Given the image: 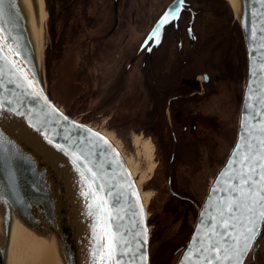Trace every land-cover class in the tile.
Returning <instances> with one entry per match:
<instances>
[{"label": "water", "instance_id": "water-1", "mask_svg": "<svg viewBox=\"0 0 264 264\" xmlns=\"http://www.w3.org/2000/svg\"><path fill=\"white\" fill-rule=\"evenodd\" d=\"M0 8V264H6L12 214L32 226L25 207L32 199L42 206L46 223L36 230L46 237L51 234L48 242L54 244L59 264H100L99 250L108 243L101 234L109 227L118 237L119 264H150L148 211L138 176L108 134L71 116L50 96L26 0H3ZM233 11L247 60L237 136L175 264H232L224 259V250L234 258L233 237L243 233L250 214L243 208L237 211L234 204L229 213L227 205L241 200L236 189L242 170L248 172L246 155L251 157L247 164L256 166L252 177L257 183L252 187L259 190L264 155V0H239ZM52 163L62 183L56 182ZM255 211L258 215V206ZM225 221L227 229L222 226ZM263 224H258L243 264L254 252ZM213 246L220 250H211Z\"/></svg>", "mask_w": 264, "mask_h": 264}, {"label": "flooded vegetation", "instance_id": "flooded-vegetation-1", "mask_svg": "<svg viewBox=\"0 0 264 264\" xmlns=\"http://www.w3.org/2000/svg\"><path fill=\"white\" fill-rule=\"evenodd\" d=\"M56 2L63 6L67 0ZM68 2L66 21L72 13L82 18L76 33L67 27L68 35H85L83 53L97 66L103 60L115 64L113 74L91 82L84 63L77 106L90 98L103 108L93 116L97 123L135 127L140 142L150 141L156 161L142 186L157 205L148 219L150 264H171L237 136L247 74L241 27L225 0H185L179 18L169 23L164 18L173 0H111V23L92 12L99 10L95 0H77L74 10V1ZM245 264H264V224Z\"/></svg>", "mask_w": 264, "mask_h": 264}, {"label": "rangeland", "instance_id": "rangeland-1", "mask_svg": "<svg viewBox=\"0 0 264 264\" xmlns=\"http://www.w3.org/2000/svg\"><path fill=\"white\" fill-rule=\"evenodd\" d=\"M44 1L45 8L47 10V17L45 20V29L43 30L44 36L42 43L43 71L46 88L50 96L71 116L103 132L113 134L118 142H116L115 139L114 141L119 144L121 147L120 149L125 157L129 160L132 158L134 163L136 165L138 164L140 169H142L141 171H144L146 179H148L153 173L152 170H149L150 164L153 162V165L155 166L156 160L153 159V156L148 157V155L145 154L143 149L144 141H141L139 145L133 144L134 137H138L137 134V136L134 134V130L136 131L135 127L128 128L124 126L125 128H123L122 126L116 125L108 126L106 123L103 124L102 122L97 123L95 120H93V116L99 113L98 108L101 106H97L98 102H92L90 98L87 100L86 104L84 102L83 105L77 106V98L83 93V91L78 88V82L81 78L80 70L82 66H84V63H86L88 66L87 78L91 82H96L97 76L101 78V76L104 74H113V67L115 64H113V62L110 60H103L97 66V62L92 61V59L89 58L90 53H87L86 55L83 53L81 42L85 35H71V33L68 35V31H66L67 27L70 26L69 29L73 27L72 31H75L76 33V29H79V23L81 24L82 20L80 15H74L72 13V16L69 17L71 18L70 21H66L67 19L65 15L68 10L66 11L65 8L68 6V0L63 6L56 2L57 0ZM71 1H74V3H71L69 7L73 8L71 10H74L75 7L77 8V0ZM224 8L226 9V7ZM95 9L99 10H94L92 12L99 13L104 21L107 23L113 22L114 10L112 9L111 0L107 7H103V3H100L99 0H95ZM229 9L232 10L231 7H229ZM63 10L65 11L63 12ZM143 11L144 10H133V12L137 15H140ZM150 11L151 10H148L149 13ZM155 13L156 12L154 11L152 14H150V20L153 19ZM233 14L236 18L234 11ZM142 22H144V20L141 21V23ZM125 72L124 65L121 69V73L124 74ZM111 80L112 79L109 78V81ZM66 88L67 90L65 92L64 90ZM63 93H65V96ZM99 97L101 96L99 95ZM98 100L106 101L103 100V98ZM107 104L108 103L106 102L103 103L104 106ZM101 109L103 108L101 107ZM145 182L146 180L144 181V184ZM148 205L146 208L148 211V219H150V217L156 211L155 208L157 205L154 201H152L151 208ZM149 225L151 236V230H153L151 222ZM179 254L174 257L171 264L176 263Z\"/></svg>", "mask_w": 264, "mask_h": 264}, {"label": "bare ground", "instance_id": "bare-ground-1", "mask_svg": "<svg viewBox=\"0 0 264 264\" xmlns=\"http://www.w3.org/2000/svg\"><path fill=\"white\" fill-rule=\"evenodd\" d=\"M232 10H236L239 5V0H225ZM29 9H30V17L32 19L33 28L36 31L37 43L39 46L38 58L41 65L43 63V54H42V43H43V30L45 29V20L47 17V10L45 8L44 0H26ZM42 67V66H41ZM40 67V68H41ZM44 70V69H43ZM67 88L64 90L66 92ZM65 96V93H63ZM105 134L116 142L118 140L113 134L106 133ZM37 144L38 141L36 139H32ZM120 142V141H119ZM140 139L134 138V145H139ZM119 146V144H118ZM120 147V146H119ZM42 149V146L39 147ZM121 148V147H120ZM143 149L145 154L148 157L151 156L152 145L150 141H146L143 143ZM43 151V150H42ZM44 152V151H43ZM46 157L53 159V155L51 152L46 151ZM133 173L138 176L139 185L142 191V186L144 185V181L146 180V175L144 171H141L139 165L135 164L132 158L127 159ZM54 165V163L50 164ZM154 167L153 162L150 164L149 170H152ZM53 166L54 178L56 182L62 181V176L60 172ZM62 183V182H61ZM142 185V186H141ZM65 186V185H64ZM142 196L145 201L146 206L152 205V198L150 194H144L142 191ZM34 202V203H33ZM27 214H31L32 218V226L29 227L24 220L17 218L15 214H12V222H11V235L8 242L7 252H6V264H59L57 261V256H55V246L53 243H49L51 234H48L47 237L43 234H40L36 229L42 230V228L46 225L45 220L42 219V206L39 208L36 205L35 199L29 201L25 205Z\"/></svg>", "mask_w": 264, "mask_h": 264}, {"label": "snow or ice", "instance_id": "snow-or-ice-1", "mask_svg": "<svg viewBox=\"0 0 264 264\" xmlns=\"http://www.w3.org/2000/svg\"><path fill=\"white\" fill-rule=\"evenodd\" d=\"M175 7H173L172 12L164 18V23H169L170 20H175L179 18L180 7L185 4V0H173ZM3 3V0H0V4ZM2 12V8H0ZM159 34V30L153 33L154 36ZM261 147L264 149V140L261 141ZM251 159L249 156H244L243 160L245 166L248 168V172H241L239 177L241 184L236 189L237 192L241 194V200L231 201L227 205L229 213L233 211L232 205H235L237 211L243 208V211L250 214L249 217H246L247 223L244 225L243 233L240 236L233 237L235 242V247L232 249L234 252V258L231 255H228V250L225 249L224 259L232 261V264H243L242 257L246 256L247 253L251 250L252 244L251 241H254L258 235V224L264 222V155L260 156L261 163L259 164L260 168V179H259V190L256 191L253 189V185L257 182L253 180L252 174L256 171L255 165H249L247 162ZM245 187L248 188V191L245 192ZM259 207L260 211L257 215L255 208ZM108 215V213H105ZM232 219H237L232 217ZM222 226L227 229L229 224L227 221L223 222ZM101 239L108 241L106 245H102L99 250L103 254L100 257V264H119V261L116 260V254L119 250L118 237L115 233L111 231V228H108V231H103L101 234ZM241 241L242 246H241ZM213 251H219V246H213L211 249Z\"/></svg>", "mask_w": 264, "mask_h": 264}]
</instances>
